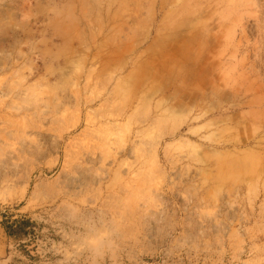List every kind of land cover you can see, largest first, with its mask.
I'll list each match as a JSON object with an SVG mask.
<instances>
[{"label":"rangeland","instance_id":"rangeland-1","mask_svg":"<svg viewBox=\"0 0 264 264\" xmlns=\"http://www.w3.org/2000/svg\"><path fill=\"white\" fill-rule=\"evenodd\" d=\"M0 228V264H264V0H0Z\"/></svg>","mask_w":264,"mask_h":264},{"label":"trees","instance_id":"trees-1","mask_svg":"<svg viewBox=\"0 0 264 264\" xmlns=\"http://www.w3.org/2000/svg\"><path fill=\"white\" fill-rule=\"evenodd\" d=\"M30 223L29 220H26V219H22V220H18L16 221L14 224H11L8 226V231L10 234H14L18 228H22L25 229V226ZM16 228V229H15Z\"/></svg>","mask_w":264,"mask_h":264},{"label":"crops","instance_id":"crops-1","mask_svg":"<svg viewBox=\"0 0 264 264\" xmlns=\"http://www.w3.org/2000/svg\"><path fill=\"white\" fill-rule=\"evenodd\" d=\"M3 238V230L0 228V241Z\"/></svg>","mask_w":264,"mask_h":264}]
</instances>
